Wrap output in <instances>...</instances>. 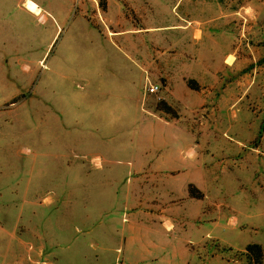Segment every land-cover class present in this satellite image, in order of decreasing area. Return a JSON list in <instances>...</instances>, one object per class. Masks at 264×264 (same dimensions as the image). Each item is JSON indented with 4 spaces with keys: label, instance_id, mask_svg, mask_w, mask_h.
I'll return each mask as SVG.
<instances>
[{
    "label": "rangeland",
    "instance_id": "obj_1",
    "mask_svg": "<svg viewBox=\"0 0 264 264\" xmlns=\"http://www.w3.org/2000/svg\"><path fill=\"white\" fill-rule=\"evenodd\" d=\"M23 1L0 0V264H159L138 256L155 238L132 229L120 201L141 136L127 94L185 114L190 140L235 148L208 156L215 201L192 208L188 235L159 262L264 264V0H45L39 14ZM233 50L234 105L214 89L187 109L164 91L166 77L188 82V65L212 70ZM120 107L127 147L92 150L90 115Z\"/></svg>",
    "mask_w": 264,
    "mask_h": 264
},
{
    "label": "crops",
    "instance_id": "obj_2",
    "mask_svg": "<svg viewBox=\"0 0 264 264\" xmlns=\"http://www.w3.org/2000/svg\"><path fill=\"white\" fill-rule=\"evenodd\" d=\"M25 1L22 2V6L30 11L25 7ZM32 1L36 3L38 9L30 11L31 13L39 14L47 9L45 0ZM201 37V30L194 27L192 41L195 42ZM234 54V50L226 52L222 65L212 70L206 65H196V68L188 65V71L191 73L188 80L193 79L190 80L193 84L191 86L183 77L170 74L171 76L166 77L164 81V91L173 100L180 102L184 107H189L193 104L196 94L200 98H205L207 94L217 89L218 98L221 96L224 102L230 106L234 105L237 99H233L232 88L227 83L228 79L224 77L225 70L230 71L228 68L235 64L233 59L227 62V56L235 58ZM218 72L222 73L218 75ZM125 99L126 102L127 99L132 102L134 100L132 110L138 121L132 123L139 126L141 136L136 144V152L127 161L134 174V178L130 179L134 186L121 197L120 201L123 210L130 211L126 214V222H129L132 229L143 234L144 238H155L141 244L138 256L147 258L152 252L159 260L163 258L167 261V256H175L177 237L188 235V219L192 216V208L205 202L209 204V199L214 200L212 193L215 191L212 186L215 170L208 156L213 158L218 151L223 154L227 150L235 151V148L216 147L221 145L218 143L219 140L209 139L207 136H202L201 144L190 140L185 114L164 119L149 108L144 106H141V109L137 108L139 98L136 95L127 94ZM123 109L120 107L117 116L111 109H108L109 113L103 110L90 115L89 127L94 130L89 136L92 150L111 153L114 148L127 147L128 138L124 134L130 128V121ZM83 120V117L75 120L78 121L79 128L84 126L86 128L87 122L83 123ZM233 143L239 150L242 141L237 140ZM189 184L196 188L201 194L200 197L190 194ZM159 260L157 263L166 264V261Z\"/></svg>",
    "mask_w": 264,
    "mask_h": 264
},
{
    "label": "trees",
    "instance_id": "obj_3",
    "mask_svg": "<svg viewBox=\"0 0 264 264\" xmlns=\"http://www.w3.org/2000/svg\"><path fill=\"white\" fill-rule=\"evenodd\" d=\"M188 84L191 86L192 81L188 80ZM155 110L156 111H160V112H164L165 114L170 115L171 117H176V114L173 110V108L166 102V101H158L157 104L155 105ZM189 192L191 195L195 196V197H200V193L196 190V188H194V186H192L191 184H189ZM246 251L248 252H253L256 255L260 254V246L257 244H248L246 246Z\"/></svg>",
    "mask_w": 264,
    "mask_h": 264
},
{
    "label": "bare ground",
    "instance_id": "obj_4",
    "mask_svg": "<svg viewBox=\"0 0 264 264\" xmlns=\"http://www.w3.org/2000/svg\"><path fill=\"white\" fill-rule=\"evenodd\" d=\"M25 7L30 11H36L38 9L36 3L32 0H26Z\"/></svg>",
    "mask_w": 264,
    "mask_h": 264
},
{
    "label": "built area",
    "instance_id": "obj_5",
    "mask_svg": "<svg viewBox=\"0 0 264 264\" xmlns=\"http://www.w3.org/2000/svg\"><path fill=\"white\" fill-rule=\"evenodd\" d=\"M160 90V85L159 84H150L147 87V91L149 93H157Z\"/></svg>",
    "mask_w": 264,
    "mask_h": 264
}]
</instances>
